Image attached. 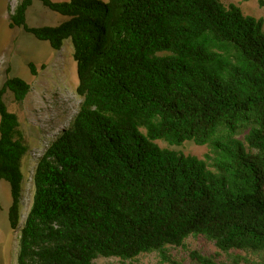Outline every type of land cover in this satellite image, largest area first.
I'll return each mask as SVG.
<instances>
[{
    "label": "trees",
    "instance_id": "1",
    "mask_svg": "<svg viewBox=\"0 0 264 264\" xmlns=\"http://www.w3.org/2000/svg\"><path fill=\"white\" fill-rule=\"evenodd\" d=\"M33 1L17 5L10 26L55 51L71 40L83 103L39 162L21 224L29 146L4 96L20 105L31 87L13 77L0 90V181L21 236L17 264H126L151 253L182 264L169 249L197 237L264 264L263 21L221 0H39L66 20L30 27Z\"/></svg>",
    "mask_w": 264,
    "mask_h": 264
},
{
    "label": "rangeland",
    "instance_id": "2",
    "mask_svg": "<svg viewBox=\"0 0 264 264\" xmlns=\"http://www.w3.org/2000/svg\"><path fill=\"white\" fill-rule=\"evenodd\" d=\"M22 0H0V90L9 78L18 77L26 81L31 90L22 104L14 102L10 91L4 96L8 111L17 115L21 131L29 146V153L22 161L24 175L22 198V223L28 216L34 198V175L39 162L53 142L71 127L83 99L77 94L79 85L74 47L66 40L60 51L53 50L47 42L35 39L22 28H12L10 17ZM67 2L69 0H52ZM108 2V0H102ZM226 6L239 7L247 16L263 21L264 6L261 0H221ZM264 1V0H262ZM65 17L46 8L41 1L34 0L27 14L30 27L58 26ZM30 64L36 74L31 73ZM1 118V117H0ZM161 148L169 149L185 156L204 159L213 155L208 146H197L187 142L181 147L169 146L158 141ZM12 205L11 188L8 182L0 181V264H17L20 248V232H14L9 223ZM215 257L219 264H250L242 260L234 261L220 253L215 245L203 237L189 238L183 248L171 247L168 255L182 264H195L191 252ZM240 254V253H235ZM244 256V254H240ZM98 264H121L119 259H99ZM126 264H171L163 260L160 253L139 256Z\"/></svg>",
    "mask_w": 264,
    "mask_h": 264
}]
</instances>
